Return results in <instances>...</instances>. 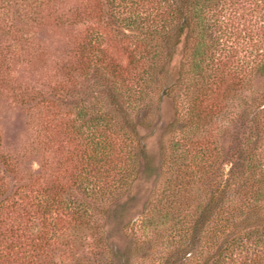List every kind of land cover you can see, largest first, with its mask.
<instances>
[{
    "label": "trees",
    "instance_id": "1",
    "mask_svg": "<svg viewBox=\"0 0 264 264\" xmlns=\"http://www.w3.org/2000/svg\"><path fill=\"white\" fill-rule=\"evenodd\" d=\"M90 1L68 20L86 27L75 60L62 64L63 77L48 86L59 96L75 73L99 75L111 109L124 115L125 125L100 99L81 105L63 124L65 137L76 143V163L67 175L51 174L44 183L2 156L23 186L5 194L0 179V264H43L57 244L65 252L81 232L96 234L92 206L108 207L115 191H128L141 173L150 175L145 137L139 135L146 123L131 122L126 113L146 98L154 81L158 119L164 118V104L174 111L172 137L163 150L170 178L149 214L134 221L127 260L264 264V92L244 102L257 106L253 120L260 144L241 152L227 171L214 134L235 93L264 77V0ZM55 20L64 23L60 16ZM6 56L0 50V92L43 106L45 114L31 119L42 136L32 150L47 152L54 143L48 133L52 105L16 83Z\"/></svg>",
    "mask_w": 264,
    "mask_h": 264
},
{
    "label": "rangeland",
    "instance_id": "2",
    "mask_svg": "<svg viewBox=\"0 0 264 264\" xmlns=\"http://www.w3.org/2000/svg\"><path fill=\"white\" fill-rule=\"evenodd\" d=\"M90 2L92 1L6 0L0 5V50L6 57H11V76L22 88L41 93L39 98L52 105L55 114L48 128L54 143L47 152L41 149L34 151L33 147L37 146L42 136L38 137L39 127L31 119L36 121L38 116L45 114V109L34 101L22 103L13 98L10 92H0V179L4 183L5 194L22 189L23 180L15 172L7 170L2 156L17 161L20 169L28 170L41 183L48 180L51 174L67 175L71 171L76 163V143L65 137L63 124L70 117L73 118L81 105H93L100 99L103 107L112 111L116 121L125 125L122 118L124 115H117L111 109L110 96L99 75L75 73L73 84L59 96L53 94L48 86L57 78L63 77L58 70L62 64H70L75 60V46L86 27L81 23L71 26L68 20L76 8L83 11ZM57 16L62 18L63 24L57 23ZM104 46L113 51L107 42ZM242 55L243 52H240L239 56ZM122 59L126 62L124 55ZM154 83L147 89L146 98L136 104L134 110L127 108L126 113L131 122L146 123V126L139 128V135L145 137L152 166L150 175L141 173L128 191H115L113 202L108 207L103 208L98 203L92 206L94 212L90 222L96 228V234L81 232L71 241L72 247L65 252L64 247L57 244L44 258L43 264L142 262L141 258L127 260L125 255L131 247V228H136L134 221L149 214L152 201L159 197L170 178L163 150L169 146L172 137L168 131L174 111L171 105L164 104L161 107L164 118L158 119L156 89L159 83ZM260 92H264V77H255L250 86L244 84L235 93L236 97L228 101L223 117L214 124L223 171H227L241 152L253 150L260 144L253 120L257 106L254 104L247 107L244 103H249L250 97L255 99ZM38 227L35 224L34 229ZM159 255L160 252H157L154 257Z\"/></svg>",
    "mask_w": 264,
    "mask_h": 264
}]
</instances>
